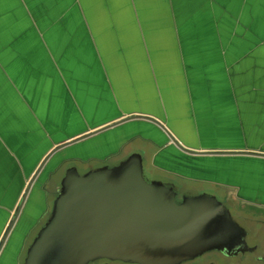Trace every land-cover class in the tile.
Wrapping results in <instances>:
<instances>
[{"label": "crops", "instance_id": "1", "mask_svg": "<svg viewBox=\"0 0 264 264\" xmlns=\"http://www.w3.org/2000/svg\"><path fill=\"white\" fill-rule=\"evenodd\" d=\"M133 115L190 149L264 153V0H0V239L42 159L88 132L28 201L49 200L69 165L140 151L145 173L179 193L213 185L264 209V156L187 153ZM8 246L0 264H20L25 246Z\"/></svg>", "mask_w": 264, "mask_h": 264}, {"label": "water", "instance_id": "2", "mask_svg": "<svg viewBox=\"0 0 264 264\" xmlns=\"http://www.w3.org/2000/svg\"><path fill=\"white\" fill-rule=\"evenodd\" d=\"M129 118L151 121L168 134V142H175L187 153L264 156L255 151L190 149L175 139L157 117L133 115L125 120ZM132 131L136 136L143 137V132H148L160 137L153 126H138ZM91 134L83 133L55 146L43 163L55 151L80 144ZM67 155L60 156L49 178L72 158ZM39 171L40 167L28 181L10 217L0 239V253L7 244L12 246L25 199ZM178 193L174 184L146 176L140 151L131 152L113 165L103 164L83 172L77 165H69L49 217L28 245L23 264H88L101 257L141 264H174L213 249L228 254L244 249L246 228L217 194L184 193L178 200Z\"/></svg>", "mask_w": 264, "mask_h": 264}, {"label": "flooded vegetation", "instance_id": "3", "mask_svg": "<svg viewBox=\"0 0 264 264\" xmlns=\"http://www.w3.org/2000/svg\"><path fill=\"white\" fill-rule=\"evenodd\" d=\"M215 191H218L214 193L230 208L233 217L246 228L244 249L231 254L213 249L174 264H264V209L260 210L253 205L244 204L227 191H221L218 188ZM220 192H224V194ZM181 196L182 193H178V200L181 199ZM88 264L141 263L101 257Z\"/></svg>", "mask_w": 264, "mask_h": 264}, {"label": "rangeland", "instance_id": "4", "mask_svg": "<svg viewBox=\"0 0 264 264\" xmlns=\"http://www.w3.org/2000/svg\"><path fill=\"white\" fill-rule=\"evenodd\" d=\"M82 36H84V33H83V31L80 30L77 33V37H82ZM133 147L137 148V149L139 148L146 153L150 149V146L148 144L141 142V141H136L135 144H133ZM67 151H70V150H67ZM57 152H59V151L57 150L53 154H51L45 160L44 163H43V161L45 158L42 159V161L40 162V164L37 167V169L40 167L39 174L45 168H47V170H48L56 161H58V159L60 158V155H62V154L57 153ZM54 154H56V155L54 156ZM49 161H50V163L48 164ZM146 174H147L146 176L148 178H150V173L148 172V170H147ZM60 181H61V179H60ZM35 182H36V179H35ZM54 183H55V181L50 182V184L48 185L49 190L51 192V197L49 200L45 199L43 196L37 197L35 194H33L28 201V197H29V195H30V193L34 187V182L30 186L29 192L27 194V197H26L25 203H24V207H26L25 211H24L23 215L21 214L22 216L20 215L21 220H20V222L16 228V231L13 234L12 241H11V245H12L11 250H13V249L17 250V249H20L21 247L25 246L24 253L22 255V259L20 261V264L24 263V256L26 254V249H27L28 245L31 243V241L35 237V235L38 232V230L40 229V227L45 223V221L49 217V214L51 211V206H52L53 200L55 198L54 195L57 194V192H56L57 188H55ZM37 188H38V186L35 188L34 192L37 191ZM206 189L208 191H214L216 193L218 192V191H215L216 188H214L213 185H207ZM220 193L224 194V192H220ZM27 201H28V203H27Z\"/></svg>", "mask_w": 264, "mask_h": 264}]
</instances>
